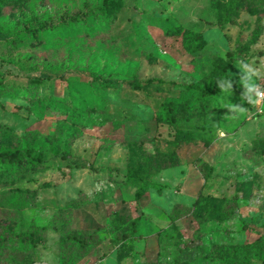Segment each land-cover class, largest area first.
<instances>
[{
    "label": "rangeland",
    "instance_id": "1",
    "mask_svg": "<svg viewBox=\"0 0 264 264\" xmlns=\"http://www.w3.org/2000/svg\"><path fill=\"white\" fill-rule=\"evenodd\" d=\"M101 2L0 0V149L32 147L44 159L0 181V236L47 228L32 251L5 247L0 264H59L61 255L73 264H262L264 112L254 115L240 64L256 85L264 80V0H241L230 23L225 0H123L93 37L40 29ZM14 28L26 30L12 38ZM228 52L234 63L219 78ZM97 72L114 84L108 116L74 123L69 92ZM212 74L219 94L199 109L187 86L205 87ZM32 77L49 89L28 87ZM138 82L141 91L130 87ZM78 232L99 243L77 250L64 238Z\"/></svg>",
    "mask_w": 264,
    "mask_h": 264
},
{
    "label": "trees",
    "instance_id": "2",
    "mask_svg": "<svg viewBox=\"0 0 264 264\" xmlns=\"http://www.w3.org/2000/svg\"><path fill=\"white\" fill-rule=\"evenodd\" d=\"M21 1V0H19ZM25 1V0H24ZM44 1H56V0H39L40 3ZM225 6L222 12V16L225 22H231L232 12L241 4V0H225ZM123 0H102L99 5L87 8L80 14L71 16H60L57 19L49 21L47 24L41 25L40 29L50 30H71L77 33H82L93 37L95 29L99 28L102 24H108L110 19L120 15L125 10ZM43 27V28H42ZM25 28H14L12 38L17 37V33L25 31ZM262 26L258 23L254 33L251 36V43H255L257 38L261 35ZM235 57L232 52L226 53V60L223 66L218 70V77L226 79L228 77V69L234 63ZM5 74L0 72V81H3ZM215 75H210L206 80L205 87L198 85H190L187 88L195 97L194 106L199 109H204L207 100H214L219 94V88L216 85ZM159 85L162 83L161 80H147L144 82L145 85ZM30 88L37 90H47L48 86L44 87V80L39 77L28 78L26 82ZM108 87H114L113 82L103 80L98 72L93 75H89V80L86 82H80V90L77 92H69L68 98L72 103V108L68 110V116H77V118L71 119L74 123H94L97 121L98 116H108L105 111V91ZM130 87L136 91L142 90V83H132ZM45 91L40 93L41 95L53 96L51 91L45 94ZM55 99V98H54ZM164 121L175 126L176 119L173 117V109L171 106L164 104L162 107ZM62 113L66 110L61 109ZM78 117H80L79 120ZM182 135L181 133H179ZM42 154L36 152L32 147H25L21 150L17 149H0V181L6 177L11 178L21 172L22 169L32 170L40 167L43 164ZM146 182L141 183V188L135 193V200L138 201L141 198ZM220 212H217L219 214ZM226 215V213H224ZM140 221V216L136 217L130 222L129 234L121 236L122 241H129L133 239L134 233L137 229V225ZM46 227L32 226L30 231L15 233L10 232L0 236V253L5 247L11 244H18L22 247H27L30 251L34 250L35 243L40 237L41 233L46 232ZM67 244L73 246L79 251L90 249L96 246L99 241L93 236H86L82 232L73 233L67 235ZM262 250L264 251V241L262 242ZM59 264H73V259L66 255H61L58 260ZM262 264H264V253L262 255Z\"/></svg>",
    "mask_w": 264,
    "mask_h": 264
},
{
    "label": "clouds",
    "instance_id": "3",
    "mask_svg": "<svg viewBox=\"0 0 264 264\" xmlns=\"http://www.w3.org/2000/svg\"><path fill=\"white\" fill-rule=\"evenodd\" d=\"M246 69L248 71H246ZM241 72H245L247 79L242 78L243 86L247 89L248 101L249 104H256L260 102V99H264V92H261L258 86L253 82L254 70H250L249 66L243 62L240 64ZM220 87L225 91V93H229L231 91V84L227 81H223ZM233 110L240 111L242 110L241 106L235 105Z\"/></svg>",
    "mask_w": 264,
    "mask_h": 264
},
{
    "label": "built area",
    "instance_id": "4",
    "mask_svg": "<svg viewBox=\"0 0 264 264\" xmlns=\"http://www.w3.org/2000/svg\"><path fill=\"white\" fill-rule=\"evenodd\" d=\"M257 86L261 92H264V80H262L259 84H257ZM263 108H264V99H260V102L255 104L254 115L262 114L264 112Z\"/></svg>",
    "mask_w": 264,
    "mask_h": 264
}]
</instances>
